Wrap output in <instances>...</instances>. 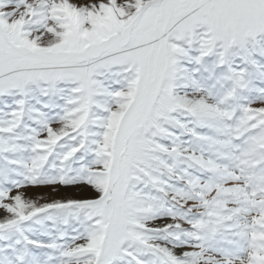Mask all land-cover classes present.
I'll return each mask as SVG.
<instances>
[{
  "label": "snow or ice",
  "instance_id": "6c2138e0",
  "mask_svg": "<svg viewBox=\"0 0 264 264\" xmlns=\"http://www.w3.org/2000/svg\"><path fill=\"white\" fill-rule=\"evenodd\" d=\"M0 264H264V0H0Z\"/></svg>",
  "mask_w": 264,
  "mask_h": 264
}]
</instances>
